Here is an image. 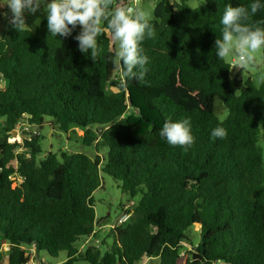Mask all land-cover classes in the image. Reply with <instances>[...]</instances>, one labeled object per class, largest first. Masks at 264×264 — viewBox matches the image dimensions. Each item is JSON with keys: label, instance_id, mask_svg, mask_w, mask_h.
<instances>
[{"label": "trees", "instance_id": "obj_1", "mask_svg": "<svg viewBox=\"0 0 264 264\" xmlns=\"http://www.w3.org/2000/svg\"><path fill=\"white\" fill-rule=\"evenodd\" d=\"M190 1L158 0L150 19L156 35L141 45L149 71L138 82L116 66L108 31L92 57L78 50L80 26L67 38L50 35L46 18L34 30L0 28V245L10 247L0 264H30L33 248L55 259L66 253L63 264H264V80L244 84L214 49L225 6L251 0H206L196 8ZM259 21L264 10L248 23ZM46 118L65 133L74 125L86 129L83 143L95 156L40 158L37 134L9 142L20 123L42 128ZM184 118L194 143L169 145L160 129ZM218 126L226 138L211 137ZM101 173L139 197L105 253L93 244L78 247L96 235ZM13 176L22 182L15 186Z\"/></svg>", "mask_w": 264, "mask_h": 264}, {"label": "clouds", "instance_id": "obj_2", "mask_svg": "<svg viewBox=\"0 0 264 264\" xmlns=\"http://www.w3.org/2000/svg\"><path fill=\"white\" fill-rule=\"evenodd\" d=\"M6 9V10H5ZM42 9L50 35L70 37L73 30H81L74 39L78 50L95 57L98 37L108 31L118 42L114 62L128 80L142 81L149 71L150 57L141 46L156 35V27L150 22V14L141 7L124 4L113 7L112 0H0V19L6 20L16 31L30 29L27 15ZM264 10V0H251L248 6L226 5L220 17V37L215 40L218 60L231 58L234 67L241 69L254 66V54L264 49V21L249 24L252 16ZM40 19L35 20V25ZM102 24L104 27H102ZM71 26V27H70ZM199 52V50H197ZM159 135L171 146H190L194 143L191 120H167ZM227 130L218 126L211 137L224 139Z\"/></svg>", "mask_w": 264, "mask_h": 264}, {"label": "rangeland", "instance_id": "obj_3", "mask_svg": "<svg viewBox=\"0 0 264 264\" xmlns=\"http://www.w3.org/2000/svg\"><path fill=\"white\" fill-rule=\"evenodd\" d=\"M158 0H143L139 4V7L143 8L146 12L150 14V19L154 16V9L157 5ZM206 0H191L190 5L193 8L204 6ZM6 10V9H5ZM46 18L43 14L42 9L38 11L34 15H27L26 23L27 25L34 30L37 26L35 25V20L40 19V23ZM0 28H7V21L0 19ZM113 40V38H112ZM114 41V40H113ZM117 50H118V42L115 41ZM263 50L258 51L254 54L255 56V65L250 66L244 69L238 70V66L234 67V62L231 58H225L228 63L232 65L234 75H239V78L243 80V83L248 79L254 81L256 86H260L262 81L264 80V56ZM236 71V72H235ZM220 103L218 102V105ZM228 110L222 106L221 112H219V117L221 120H225L228 116ZM4 125V122L0 120V129ZM84 128L74 125L69 133H65L60 130L57 124L53 122V119L46 118L43 127H39L37 125H32L28 122H24L20 124L17 129L13 130L12 133H8V138H11L10 142L15 143L16 141L23 142L24 140L31 139V137L35 134L40 135L42 137L41 147L42 154L40 158H44L47 153L53 152L58 154L59 156L63 152H78L87 154L90 157L95 156V148L87 147L83 143V136L85 133ZM12 134V135H11ZM259 145L263 149L264 155V126L261 128V136L259 139ZM18 153H23V149L19 148ZM103 156H107V149L102 151ZM13 180L15 181V186L22 182V179L18 176H13ZM101 188L94 193L95 199V208L97 212V218L100 220L99 225L96 231V239H99L101 243L106 241L104 245H101V250L103 253L107 252L110 247L113 245L112 239V230L116 225H118L120 218L128 209H133V205L137 204L139 197L132 199L128 194H125L115 179L112 177L101 173ZM121 205H125V208H121ZM200 226L196 227V230H199ZM92 241V240H91ZM88 245H86V241L83 240L78 243V247L84 250ZM185 249L183 250V254L185 256L189 255V252L192 251V247L187 243L184 244ZM35 254V259L32 262L33 264H63L67 259L66 253H61L59 258L55 259L50 257L46 252H41L38 255L35 252V249H31ZM10 252V247L8 244L0 245V259L5 262L7 254ZM86 264V263H81ZM142 264H160L159 259H149L144 261Z\"/></svg>", "mask_w": 264, "mask_h": 264}, {"label": "built area", "instance_id": "obj_4", "mask_svg": "<svg viewBox=\"0 0 264 264\" xmlns=\"http://www.w3.org/2000/svg\"><path fill=\"white\" fill-rule=\"evenodd\" d=\"M141 1L143 0H123L122 3H121V6L124 5V4H128V5H132L133 7H139V4L141 3ZM22 124V123H20ZM19 124V125H20ZM18 125V126H19ZM12 133V132H11ZM12 135V134H11ZM11 138L13 137H9V142L11 140ZM128 218V216H124L120 219V223H122L123 221H125L126 219ZM92 240V241H91ZM87 244H93L94 246L96 247H100L101 246V241L99 239H96L95 236H92L91 238L87 239L86 240V245ZM30 264H33L32 262Z\"/></svg>", "mask_w": 264, "mask_h": 264}, {"label": "crops", "instance_id": "obj_5", "mask_svg": "<svg viewBox=\"0 0 264 264\" xmlns=\"http://www.w3.org/2000/svg\"><path fill=\"white\" fill-rule=\"evenodd\" d=\"M237 70L239 71V70H240V68L238 67V68H237ZM238 71H237V72H238ZM235 75H237V74H235Z\"/></svg>", "mask_w": 264, "mask_h": 264}, {"label": "water", "instance_id": "obj_6", "mask_svg": "<svg viewBox=\"0 0 264 264\" xmlns=\"http://www.w3.org/2000/svg\"><path fill=\"white\" fill-rule=\"evenodd\" d=\"M236 77V75H234Z\"/></svg>", "mask_w": 264, "mask_h": 264}]
</instances>
